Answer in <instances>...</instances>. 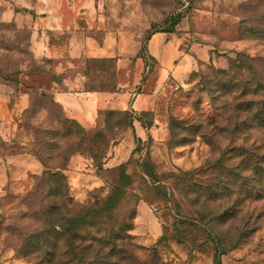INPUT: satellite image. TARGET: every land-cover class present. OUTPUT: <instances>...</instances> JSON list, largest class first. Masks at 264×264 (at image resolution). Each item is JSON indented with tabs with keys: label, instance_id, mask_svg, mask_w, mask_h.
<instances>
[{
	"label": "rangeland",
	"instance_id": "obj_1",
	"mask_svg": "<svg viewBox=\"0 0 264 264\" xmlns=\"http://www.w3.org/2000/svg\"><path fill=\"white\" fill-rule=\"evenodd\" d=\"M79 5L86 9L85 1ZM91 9L102 28L143 47L154 32L171 33L149 48L157 62L146 56L117 73L116 62L79 60L74 74L61 76L84 87L129 85L132 98L137 74L144 80L134 93L143 92L149 113L105 107L91 126L69 118L52 94L68 88L52 72L66 63L49 60L43 48L33 51L30 34L2 20L8 8L0 0V79L9 81L14 108L11 132L0 138V264H44L46 247L58 257L72 242L82 258L87 230L98 228L128 236L120 264H264V193L255 202L217 198L205 224L188 227L181 238L172 228L163 242L155 207L138 200L144 189L138 178L106 201L122 167L147 178L135 163L147 152L158 173L196 169L201 184L220 174L208 169L212 163L230 169L249 157L254 172H237L238 186L264 182V0H94ZM138 116L153 125L124 141ZM228 171L220 174L221 187ZM91 204L97 214L86 218ZM170 213L173 226L177 216ZM202 242L209 247H198ZM217 243L225 252L216 262Z\"/></svg>",
	"mask_w": 264,
	"mask_h": 264
},
{
	"label": "crops",
	"instance_id": "obj_2",
	"mask_svg": "<svg viewBox=\"0 0 264 264\" xmlns=\"http://www.w3.org/2000/svg\"><path fill=\"white\" fill-rule=\"evenodd\" d=\"M82 1L86 2V9L79 5ZM6 3L8 11L3 13L2 20L15 24L17 29L26 30L31 36L33 51L37 52L43 48L48 52L49 60L66 63L53 65L52 72L58 76L57 81H63L68 88L66 91L60 88L52 89V94L70 118L91 126L98 110L105 107L148 110V101L143 92L134 93V90L139 89L143 83L142 77L137 74L132 85L130 84L132 98L127 89L129 85L125 87L118 84L114 92L91 91L85 89L80 79L74 82L69 77L61 76L66 72L74 74V71L70 70L71 66L74 67L72 62L79 60L85 62L92 59H113L116 62L117 73L129 62H143L137 56L141 47L138 39L133 38L132 42H128L124 33L105 30L98 25L97 13L91 9L94 7V0H6ZM165 34L168 33H156L151 37L148 52L154 41L164 38ZM150 55L155 57L151 53ZM123 87L126 88V93L119 94L124 90ZM10 92L12 90L8 82L0 79L1 139L7 138L6 133L11 132L12 127L14 108H10L9 105ZM27 95L23 93L20 95L18 105L22 103V108L27 105ZM135 128L137 132L142 130L137 122ZM129 140L128 136L124 137V141Z\"/></svg>",
	"mask_w": 264,
	"mask_h": 264
},
{
	"label": "trees",
	"instance_id": "obj_3",
	"mask_svg": "<svg viewBox=\"0 0 264 264\" xmlns=\"http://www.w3.org/2000/svg\"><path fill=\"white\" fill-rule=\"evenodd\" d=\"M17 29V28H16ZM18 31H24L17 29ZM156 33H171L168 30H162L157 31L151 34L145 43V50L147 55H142L141 52L144 51V47L141 43L140 50L138 52V57H141L144 62H146V56L148 58L155 60L157 62V59L150 55L148 52V42L151 39V37ZM88 61H94V62H105V61H112L113 59H92L87 60ZM146 64V63H145ZM2 78V77H1ZM4 81L9 82L8 79L2 78ZM142 77V81H143ZM264 87V80L260 84ZM86 90L91 91H106V92H114L117 90H111V89H105L101 86L98 88L93 87H85ZM122 112L131 111V109L127 110H120ZM131 113L134 114H146L149 113L148 110L143 111H136ZM98 115V114H97ZM70 118V117H69ZM72 119V118H71ZM264 121V116L262 117ZM75 120V119H73ZM132 123L129 126V130L126 133V136L130 139V134H136L137 130L135 128V123L137 122L139 126L142 128V130H147L150 128L153 123L146 124L143 119L138 116L137 118L133 119ZM134 136V135H133ZM137 152V148L134 151V153ZM142 162L137 159L135 161L136 166L142 167L143 175H146L147 178H142L140 175L136 174L137 171H135V174L129 175L125 171L124 167L120 170V184L113 186L112 190L114 193H112L107 199L111 200L113 198H116L119 193H115L116 191L121 192V190L125 187L131 186V179L132 177H136L139 179V184L143 186V196L139 198L138 200H145L150 205H153L156 209V212L158 216L163 221V234L160 237V242H163L167 239L170 230L173 228L174 231L177 232V235L181 238V235L183 233H186L188 227H197L198 224H205L203 220L206 219V217H212L214 216L215 209L213 208V204L215 202V199L217 198H224L226 196L228 197H235L240 198L244 196L246 200L249 201H258L261 199L262 194L264 193V182L261 184H257L256 186L250 187L249 182L246 181L238 186V182L240 180L239 172L242 171H248V172H254V168L251 164V158H244L242 162L234 163L233 166L229 169L227 166L223 167L219 161H216L212 163V165L208 169H214L217 167L220 171V174L222 171H228L227 176L225 177V180L221 178V181H225V186L221 187L219 184V178L220 174L216 175L215 178H212V180H208L204 184L197 179L199 176L198 170H191V171H182L180 169H177L175 171H164L162 173H158L154 170L152 162H151V156L149 152L146 153L145 156L142 157ZM264 164V160H263ZM259 171H264V165L261 167ZM207 176V175H205ZM141 180V181H140ZM199 181L200 183H198ZM218 182V183H216ZM249 186V187H248ZM239 189V190H238ZM219 191L220 194H219ZM148 194V195H147ZM193 196V200H190V196ZM191 201V203H190ZM195 203L194 208H191L190 205L192 203ZM237 203V202H236ZM93 204H91L90 207H88L89 211L87 214H85V217H91L93 214H97L96 211H91V207ZM215 207V206H214ZM219 209V208H217ZM216 209V210H217ZM174 211V213L177 216L176 223L178 227H173L171 225V211ZM214 210V211H213ZM234 212L230 211V214H233ZM113 232H107L106 230L102 231L99 228L98 229H88L86 234L85 242H83L82 245V252L83 254L82 258H78V254L80 253L79 246L75 245L73 242L70 243L68 246L64 247L63 250L58 254L56 250L52 249V246L46 247L44 251V264H120L122 262V257L120 255H123L124 249L126 248V241L128 240V236H122V237H114L112 236ZM68 234L74 238V236L78 235L75 232H72L71 230L68 231ZM176 235V236H177ZM198 247H209L208 244L205 242H202L198 245ZM33 251H37L38 248H32ZM214 250V258L216 262L218 261V256H221L225 251L223 248H221L220 244H214L213 247ZM29 253H33L29 251ZM139 260V258H138ZM219 264V263H218Z\"/></svg>",
	"mask_w": 264,
	"mask_h": 264
}]
</instances>
